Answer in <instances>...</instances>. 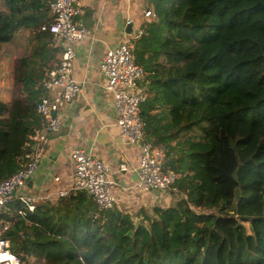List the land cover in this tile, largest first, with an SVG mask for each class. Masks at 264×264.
<instances>
[{
  "label": "trees",
  "instance_id": "trees-1",
  "mask_svg": "<svg viewBox=\"0 0 264 264\" xmlns=\"http://www.w3.org/2000/svg\"><path fill=\"white\" fill-rule=\"evenodd\" d=\"M48 1L0 0V44L32 31L11 99L0 97V182L43 127L39 83L60 54L40 31ZM146 9L155 20L132 44L145 73L140 116L178 193L133 217L97 209L85 192L25 217H12V201L1 236L20 264H264V0H146Z\"/></svg>",
  "mask_w": 264,
  "mask_h": 264
},
{
  "label": "built area",
  "instance_id": "built-area-1",
  "mask_svg": "<svg viewBox=\"0 0 264 264\" xmlns=\"http://www.w3.org/2000/svg\"><path fill=\"white\" fill-rule=\"evenodd\" d=\"M85 1H48L49 22L42 24L40 31L50 35L52 46L60 48V54L55 64L43 70L39 83L42 94L36 102L35 110L43 127L29 137L23 155V167L0 182V212L6 211L12 201L20 205L12 217H25L27 213L34 211L37 198L16 192L26 186L37 170L50 135L58 132L62 124V109L80 93L81 84L73 78V68L75 46L87 38L86 29L76 23V19L83 14ZM154 20L155 14L150 9L141 10L138 20L128 16L126 25H130V33L125 34L115 47L106 51L99 66L104 79L103 89L111 96L115 108L114 126L120 139L126 144L134 145L139 152L134 184L131 187L123 186L114 179L115 175L128 171L125 163L113 170L109 164L94 158L90 152L75 148L69 152L73 168L72 182L68 188L54 193L57 199L85 192L97 209L112 210L121 203L117 192L178 193L175 187L178 175L164 170L165 148L155 146L145 138V123L140 116V106L146 100L145 86L141 85L145 73L135 63L132 44L142 36L143 27ZM53 181L58 182L59 179L53 178ZM9 226V222H0V264H20L19 258L10 251L9 240L1 236Z\"/></svg>",
  "mask_w": 264,
  "mask_h": 264
},
{
  "label": "crops",
  "instance_id": "crops-1",
  "mask_svg": "<svg viewBox=\"0 0 264 264\" xmlns=\"http://www.w3.org/2000/svg\"><path fill=\"white\" fill-rule=\"evenodd\" d=\"M146 0H86L83 14L76 19L87 31L84 42L75 46L73 78L81 84L80 93L61 111L62 124L58 132L50 135L37 170L25 187L16 194L37 198L36 205L55 204L54 193L70 186L73 176L69 152L80 148L91 153L115 170L119 164L128 166L126 173L114 179L131 187L135 180L139 152L134 145L124 143L114 126L116 112L111 96L104 89L100 71L107 50L115 47L124 37L128 16L138 20ZM58 178L59 181H53ZM121 199L117 208L131 216L142 208L168 207L172 197L162 192L140 194L117 192ZM133 217V216H132Z\"/></svg>",
  "mask_w": 264,
  "mask_h": 264
},
{
  "label": "rangeland",
  "instance_id": "rangeland-1",
  "mask_svg": "<svg viewBox=\"0 0 264 264\" xmlns=\"http://www.w3.org/2000/svg\"><path fill=\"white\" fill-rule=\"evenodd\" d=\"M0 11H5L2 3H0ZM31 32L21 30L11 43L0 44V97L6 102L10 101L14 89L13 69L15 62L22 57L30 56L32 52Z\"/></svg>",
  "mask_w": 264,
  "mask_h": 264
},
{
  "label": "water",
  "instance_id": "water-1",
  "mask_svg": "<svg viewBox=\"0 0 264 264\" xmlns=\"http://www.w3.org/2000/svg\"><path fill=\"white\" fill-rule=\"evenodd\" d=\"M130 31H131V27H130V25L126 26L125 32H126L127 34H129ZM129 235H131V234L129 233ZM184 235H185V234H184Z\"/></svg>",
  "mask_w": 264,
  "mask_h": 264
}]
</instances>
